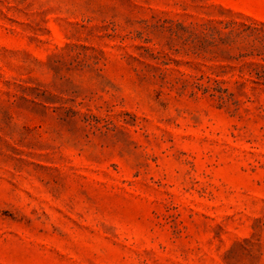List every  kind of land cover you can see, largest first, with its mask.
<instances>
[{
    "label": "rangeland",
    "instance_id": "obj_1",
    "mask_svg": "<svg viewBox=\"0 0 264 264\" xmlns=\"http://www.w3.org/2000/svg\"><path fill=\"white\" fill-rule=\"evenodd\" d=\"M0 264H264V0H0Z\"/></svg>",
    "mask_w": 264,
    "mask_h": 264
}]
</instances>
